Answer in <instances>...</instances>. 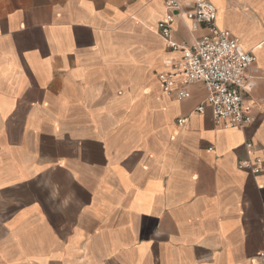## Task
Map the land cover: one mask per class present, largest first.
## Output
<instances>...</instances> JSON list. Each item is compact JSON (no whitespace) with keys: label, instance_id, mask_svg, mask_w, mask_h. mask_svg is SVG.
<instances>
[{"label":"crops","instance_id":"1","mask_svg":"<svg viewBox=\"0 0 264 264\" xmlns=\"http://www.w3.org/2000/svg\"><path fill=\"white\" fill-rule=\"evenodd\" d=\"M206 1L255 57L245 127L195 111L201 82L162 91L164 0H0V264H257L264 172L238 162L264 144V0Z\"/></svg>","mask_w":264,"mask_h":264},{"label":"built area","instance_id":"2","mask_svg":"<svg viewBox=\"0 0 264 264\" xmlns=\"http://www.w3.org/2000/svg\"><path fill=\"white\" fill-rule=\"evenodd\" d=\"M164 7L165 15L157 23L156 33L166 48L181 51L182 56L179 61H166L165 64L172 70L158 73L162 91L167 96L182 100L187 96V91L175 87L201 82L206 96L195 111L201 113L204 104H209L215 125L222 128L245 127L252 123L251 106L244 101L243 94L251 88L246 71L253 64L254 55L244 50L229 30L217 27L216 10L212 3L194 0L185 9L178 0H164ZM176 13L188 21L189 29L204 26L208 33L197 38L189 47L176 41L172 33ZM186 121L187 117L177 119L179 125ZM245 147L249 151L254 144L248 141ZM257 151L256 156L241 159L238 167L249 170L253 175L262 174L264 144L259 145ZM256 262L264 264V255H258Z\"/></svg>","mask_w":264,"mask_h":264},{"label":"rangeland","instance_id":"3","mask_svg":"<svg viewBox=\"0 0 264 264\" xmlns=\"http://www.w3.org/2000/svg\"><path fill=\"white\" fill-rule=\"evenodd\" d=\"M157 34V33H156ZM158 35V34H157ZM159 36V35H158ZM160 38V37H159ZM161 39V38H160ZM119 109H121V107L119 108Z\"/></svg>","mask_w":264,"mask_h":264},{"label":"bare ground","instance_id":"4","mask_svg":"<svg viewBox=\"0 0 264 264\" xmlns=\"http://www.w3.org/2000/svg\"><path fill=\"white\" fill-rule=\"evenodd\" d=\"M187 22H188V21H187ZM166 66H167V65H166ZM166 66H165V67H166Z\"/></svg>","mask_w":264,"mask_h":264}]
</instances>
